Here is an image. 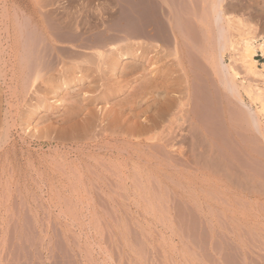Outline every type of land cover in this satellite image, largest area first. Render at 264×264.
Segmentation results:
<instances>
[{
    "label": "rangeland",
    "instance_id": "rangeland-1",
    "mask_svg": "<svg viewBox=\"0 0 264 264\" xmlns=\"http://www.w3.org/2000/svg\"><path fill=\"white\" fill-rule=\"evenodd\" d=\"M258 1L0 0V264H264V124L244 90L260 78L220 47L227 17L261 22ZM125 38L149 44L156 83L146 121L124 110L134 132L107 128L106 109L61 129L63 107L47 137L22 128L34 66Z\"/></svg>",
    "mask_w": 264,
    "mask_h": 264
},
{
    "label": "bare ground",
    "instance_id": "bare-ground-1",
    "mask_svg": "<svg viewBox=\"0 0 264 264\" xmlns=\"http://www.w3.org/2000/svg\"><path fill=\"white\" fill-rule=\"evenodd\" d=\"M221 1L222 0H218V3L220 4ZM257 4L258 5L255 6L256 7L255 11L261 15H264V0H259L257 2ZM252 5L254 6V4H252ZM217 10L220 13L223 12V10L221 9V6L217 7ZM260 18H262V19H260L261 20L260 23L253 24L254 22H251V20L250 21H247V20L243 21L240 18H234L232 16L227 17V19H226L227 29H225L226 35H225V37L223 36V38H221L220 47H221V52H223L224 50H227V49L232 51L234 53V55H236V57H237L236 59L238 61H240L241 64L243 65V67L245 68L246 73H250V74L260 78V81L258 80L260 85H256V87L254 89H252L251 85H249L247 87L245 86L244 90H245V92L249 98L257 100V102H256L257 106L255 109V112L257 113V115H259L260 118L262 117L263 124H264V61L262 63V68L259 69L257 67V60L255 58L258 55V52H260L262 58L264 59V17L260 16ZM26 32L28 33L29 31H26ZM24 34H26V33L24 32ZM22 38H24V37H22ZM25 38H26V36H25ZM60 38L61 37H58L59 40H60ZM108 38H110V37H108ZM69 39H70V37H69ZM82 41H84V40H82ZM89 42H90L89 44H88V41L87 42L84 41L83 43L81 42L82 43L81 46L85 47L86 49L88 48V50H84L85 49L84 48L82 51H78V50L74 51L73 50L71 53H70V51H68V53H70V54L67 56L63 57L62 55H60V57L62 56V58H59L56 56V58H57L56 62H52V61L50 63L48 62L49 64L46 65L45 67H39V66L35 67L34 66V68H32V70L29 71V76H28L29 78L26 80L27 82H26V85L24 87V92L26 93L28 91V93H26V94H29V92H31L32 96H30L29 102L27 101L29 104H27V102H25L27 104V107L25 106L26 109L24 110L23 116L21 118L22 122H23V127H22L23 129L31 128V129H34L33 131H35V129H36L35 132L38 133L39 137L40 136L41 137L42 136L47 137L50 128H52V122L50 121V119L53 120V116H51L49 112H51L53 110L58 111L60 109V107H63V108H61V109H63L62 110L63 114L58 115V113H57V116L60 117L62 115V117L60 118L62 120V124H63L61 129L71 128L73 130V128L74 129L75 128H82L86 132L89 129L94 128L96 125H98V123H96V121L99 122L98 121V118L100 117L99 110L102 112L104 109H106L104 117H106V120H107V123H106L107 128H109L111 126L115 129L116 128L122 129L123 126L128 125L127 121H130L129 120L130 117H127L125 119V121H123L124 123L122 122V119H123V116L125 115L124 114L125 108L128 106V104L130 102H132V100H134V103H135L134 107H133V110H134L133 114L137 118L143 117L142 119L145 121L148 119L147 111H148V108L150 107V105L147 106V103H145V100L149 98V97L147 98L148 88H150L149 85H151L152 83H155L151 79L152 76H148V74L146 72V65L145 64H146L147 58H143L144 52L149 50V48H150L149 44L145 45L144 42H142V41L132 43L129 40H126V38H125V39H118L117 44H113V45L110 44V45H112L111 48H109L108 50L107 49L104 50L106 47V44L104 46V49H101L100 48L102 46L101 42H99V41H98V43L97 42H91V41H89ZM114 43H116V42H114ZM31 45H34V44H31ZM41 46L43 47V45H41ZM69 47H71V46H69ZM151 47L153 48L154 46H151ZM56 49L57 48L55 47V50ZM65 49H66V47H65ZM39 50H41V49H39ZM34 52H36V51H34ZM40 52L42 55L43 50L39 51L38 53H40ZM47 52H49V51H47ZM63 52H66V51H63ZM29 53H27V54H29ZM27 54H26V57H27ZM65 54H67V52ZM28 56H30V55H28ZM51 56L53 57V55H50V58H51ZM44 57L42 56L41 58L43 59ZM32 58H34V57H32ZM38 58H37V60H39ZM54 58H55V56H54ZM27 59H29V57ZM43 60H45V59H43ZM28 62H30V61H28ZM34 62H36V61H34ZM45 62H46V60H45ZM26 63H27V61H26ZM41 63H43L42 60H41ZM228 67L230 69L231 75L233 76L232 78L236 77V74H237L236 70L233 69L232 66H230V65ZM137 70L143 71V72L140 71L141 72L140 81L138 82V89L135 93V94H137L136 98L137 97L140 98L141 102L140 101L137 102L136 98L135 99L132 98L131 95L133 93H131L130 95L125 94L126 77L130 73L135 72ZM151 74H152V72H151ZM114 86L117 87V91H115V92H117L116 95H113L114 93L112 94V92H111V89L114 88ZM153 86L155 87L156 83ZM150 89H153V88H150ZM151 93H152V91H151ZM156 93H154V94H156ZM135 94H133V95H135ZM128 96H131V99ZM28 97H29V95H28ZM4 98H5V96H4ZM142 99H144V101H142ZM4 101H7V100L4 99ZM146 102H147V100H146ZM25 103H24V105H25ZM167 103H168V101H167ZM160 104L158 105L157 109H159V106H160V109H162L163 106H165L162 103H160ZM168 104H166L167 107H169ZM24 105H22V108ZM151 108H153V107H151ZM163 112H164V110L161 112V115L163 114ZM52 114L54 115V113H52ZM55 114H56V112H55ZM141 115H143V116H141ZM57 116H55V117H57ZM250 117H251V115H250ZM19 120H20V118H19ZM103 120H104V118L102 119V121ZM258 121H257V123H258ZM255 124H256V121H255ZM129 125H131V126H127V128L124 129L126 131V133L128 131L129 132L132 131V127L136 125V122L131 121V123ZM140 125H142V124H140ZM103 127H105V126H103ZM133 128H135V127H133ZM56 130H59V128ZM138 130L139 129H137L136 132ZM74 131H73V133H74ZM145 131H147L146 128H145ZM132 132H134V131H132ZM138 132L140 133V131H138ZM258 132H259V130H258ZM260 135H261L262 142L264 143V132H263V130L260 132ZM261 139H260V141H261Z\"/></svg>",
    "mask_w": 264,
    "mask_h": 264
}]
</instances>
